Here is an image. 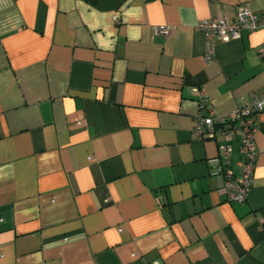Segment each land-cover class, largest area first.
<instances>
[{"label":"crops","instance_id":"obj_1","mask_svg":"<svg viewBox=\"0 0 264 264\" xmlns=\"http://www.w3.org/2000/svg\"><path fill=\"white\" fill-rule=\"evenodd\" d=\"M239 8L264 0H0V264H264V111L243 203L193 133L201 92L264 91L263 28L205 60L197 23Z\"/></svg>","mask_w":264,"mask_h":264},{"label":"built area","instance_id":"obj_2","mask_svg":"<svg viewBox=\"0 0 264 264\" xmlns=\"http://www.w3.org/2000/svg\"><path fill=\"white\" fill-rule=\"evenodd\" d=\"M197 28L203 33L206 40L205 60L211 63L214 58V42L236 40L241 37V32L247 30L264 29V11L252 12L245 8L236 10L233 18L218 17L200 20ZM169 27H156V33L167 34ZM264 62V47L259 51ZM205 93L199 95V111L195 115L194 135L199 140H216L221 137L222 143L218 145V156L211 160L213 173L217 175L225 191L226 200L230 203H243L251 190L253 172L256 166V123L261 112L264 111V91L251 92L245 103L235 107L225 114H202L200 110L205 107ZM232 125V126H231ZM234 129L238 131V141L242 153L240 174L234 175L230 165L231 134ZM150 264H162L155 260Z\"/></svg>","mask_w":264,"mask_h":264}]
</instances>
